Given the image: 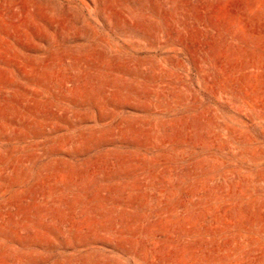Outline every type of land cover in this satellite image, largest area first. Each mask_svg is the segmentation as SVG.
Masks as SVG:
<instances>
[{"label": "rangeland", "instance_id": "374dc122", "mask_svg": "<svg viewBox=\"0 0 264 264\" xmlns=\"http://www.w3.org/2000/svg\"><path fill=\"white\" fill-rule=\"evenodd\" d=\"M0 264H264V0H0Z\"/></svg>", "mask_w": 264, "mask_h": 264}]
</instances>
